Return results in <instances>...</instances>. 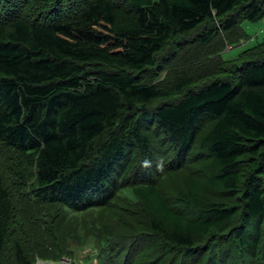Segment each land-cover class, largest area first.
<instances>
[{"label":"trees","instance_id":"obj_1","mask_svg":"<svg viewBox=\"0 0 264 264\" xmlns=\"http://www.w3.org/2000/svg\"><path fill=\"white\" fill-rule=\"evenodd\" d=\"M264 0H0V264H264Z\"/></svg>","mask_w":264,"mask_h":264},{"label":"rangeland","instance_id":"obj_2","mask_svg":"<svg viewBox=\"0 0 264 264\" xmlns=\"http://www.w3.org/2000/svg\"><path fill=\"white\" fill-rule=\"evenodd\" d=\"M241 25L249 32L250 37L247 39H242L241 42L235 44L227 45L223 52L224 58H236L241 50L251 47L258 42H260L264 37V18L257 21H251L244 19L241 21ZM94 245V239L90 237L87 243L82 245H73L72 249L74 254H72L73 260L70 257H63L57 264H98L94 259L90 258L92 254V247ZM37 264V262H36ZM48 264H54L50 262Z\"/></svg>","mask_w":264,"mask_h":264},{"label":"clouds","instance_id":"obj_3","mask_svg":"<svg viewBox=\"0 0 264 264\" xmlns=\"http://www.w3.org/2000/svg\"><path fill=\"white\" fill-rule=\"evenodd\" d=\"M38 261L42 262V264H48V263L52 262L51 260H42V259H38V260L36 261L37 264H39ZM53 262H54V264H57L56 262H58V261H53Z\"/></svg>","mask_w":264,"mask_h":264},{"label":"built area","instance_id":"obj_4","mask_svg":"<svg viewBox=\"0 0 264 264\" xmlns=\"http://www.w3.org/2000/svg\"><path fill=\"white\" fill-rule=\"evenodd\" d=\"M39 264H42V262L38 261Z\"/></svg>","mask_w":264,"mask_h":264}]
</instances>
